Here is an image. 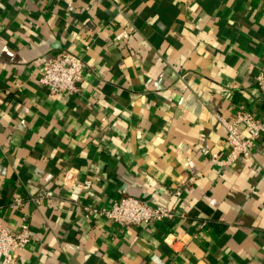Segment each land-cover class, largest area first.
I'll return each instance as SVG.
<instances>
[{
	"label": "crops",
	"instance_id": "crops-1",
	"mask_svg": "<svg viewBox=\"0 0 264 264\" xmlns=\"http://www.w3.org/2000/svg\"><path fill=\"white\" fill-rule=\"evenodd\" d=\"M65 50L78 90L50 93L42 62ZM262 53L264 0H0V222L32 236L17 264H264V131L212 159L230 150L216 114L264 118ZM127 195L176 214L89 211Z\"/></svg>",
	"mask_w": 264,
	"mask_h": 264
},
{
	"label": "built area",
	"instance_id": "built-area-1",
	"mask_svg": "<svg viewBox=\"0 0 264 264\" xmlns=\"http://www.w3.org/2000/svg\"><path fill=\"white\" fill-rule=\"evenodd\" d=\"M262 60H264V53H262ZM84 68L85 63L81 56L71 51L65 50L58 54H50L42 62L41 73L37 81L41 86L47 87L50 93L61 90L75 92L78 90L77 83L81 79ZM255 80L258 88L264 94V70L256 74ZM216 118L226 129V141L230 146L225 159L213 156V161L220 163L232 161L240 155L250 154L253 139L264 131V118L244 109L237 110L231 120L220 114H216ZM74 176L73 170H67L63 179L65 182H72ZM193 180L194 176L190 175L185 182H192ZM89 185L90 180H85L81 187L87 188ZM180 193L178 189L174 192L166 190L167 197L173 194L178 196ZM19 204L20 201L18 200L12 203V205ZM89 211L102 215L120 226L150 225L155 221L173 217L176 214L175 210L167 205L152 206L132 195L120 197L108 208L89 206ZM31 239L27 222H23L17 230L3 226L0 222V264H17L16 249L29 243Z\"/></svg>",
	"mask_w": 264,
	"mask_h": 264
}]
</instances>
